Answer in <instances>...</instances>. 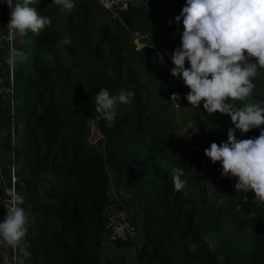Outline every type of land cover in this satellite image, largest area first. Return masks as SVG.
<instances>
[{"label":"trees","instance_id":"obj_1","mask_svg":"<svg viewBox=\"0 0 264 264\" xmlns=\"http://www.w3.org/2000/svg\"><path fill=\"white\" fill-rule=\"evenodd\" d=\"M75 1L72 15L74 24L81 28L85 27L82 14L86 10L110 12L99 0ZM160 2L178 15L185 0ZM120 15L121 18L115 16L102 23L96 48L100 56L110 59L104 75L119 85L115 93L121 89L134 92L130 103L121 105L111 127L98 118L84 85L68 88L61 104L53 98L47 103L38 100L34 89L27 93L28 76L39 75L44 66L54 68L53 62H60V57L56 51L41 47L31 51L27 39L30 33L23 38L22 46L14 40L27 57L26 63H18L14 71L22 104L20 113L29 106V127L22 139L24 171L16 170L21 178L17 187L25 198L23 207L29 216L28 264H118L109 258L103 260V249L115 245L127 250L132 244L122 240L107 244L109 170L135 197L140 215L139 237L143 236L138 253L142 264H218L217 254L205 250L200 243L203 237L209 238L210 228L221 217L234 219L253 238L252 248L241 257L223 253V261L236 264L243 259L247 264H264V204L258 205L251 192L234 191L236 179L222 177L219 162L212 165L224 202L213 212L207 214L200 209L197 197L185 186L180 191L173 190L170 177L176 167H183V179L191 190L203 194L205 189L190 169L176 138L172 90L167 91L166 81H162L145 51L130 52V31L144 29L146 12L132 5ZM167 28L169 40L179 46L182 24L173 20ZM60 84L51 82L47 88ZM182 85L187 93L189 89L183 81ZM154 98L160 102L167 98L161 103L164 116L159 120L153 118L149 105ZM205 112L202 102L197 108L191 106L198 137L209 148L213 142L219 145L226 141L227 135L207 120ZM88 118L95 119L104 136L95 143L89 141ZM10 177L9 172V180ZM2 186L1 176L0 190ZM4 211L0 206V213ZM201 213L206 215L204 222Z\"/></svg>","mask_w":264,"mask_h":264},{"label":"clouds","instance_id":"obj_2","mask_svg":"<svg viewBox=\"0 0 264 264\" xmlns=\"http://www.w3.org/2000/svg\"><path fill=\"white\" fill-rule=\"evenodd\" d=\"M10 9L6 25L10 40L22 46L28 33H37L51 25V19L31 6L39 0H0ZM60 12L70 13L75 0H51ZM182 24L180 44L171 53L170 74L189 89L184 99L208 113L227 114L232 128L227 140L211 143L204 155L221 165V176L236 179L234 191L253 193L254 201L264 204V102L253 103L255 81L264 70V0H185L174 17ZM61 43H68L65 39ZM20 48L10 46L6 62L10 67L26 59ZM186 61L188 66L186 67ZM132 91L121 89L111 94L106 88L92 96L91 104L99 119L111 127L121 105L129 104ZM175 96V94H173ZM190 128V127H189ZM260 128L259 136L237 139L235 132L247 133ZM184 169L176 167L171 181L174 191L185 186ZM247 199V197H244ZM24 196L10 191L0 204L5 211L0 217V246L10 247L12 264H26L30 257L26 235L29 216L23 207Z\"/></svg>","mask_w":264,"mask_h":264},{"label":"rangeland","instance_id":"obj_3","mask_svg":"<svg viewBox=\"0 0 264 264\" xmlns=\"http://www.w3.org/2000/svg\"><path fill=\"white\" fill-rule=\"evenodd\" d=\"M160 1L136 0L135 2L137 3L134 5L142 7L146 12L147 24L144 29L149 33V39L146 40V43L154 44L157 47L168 50L169 55L165 57L168 66L160 74L162 81H166L168 85H166L168 88L167 91L170 93L172 88L181 89L183 86L182 80L170 74V68L173 67L171 53L178 47V44L170 41L166 33L168 31V22L172 23L176 14L172 12L168 5H163ZM50 4L51 0H39V3H33L31 5L37 9L39 14L49 17L51 19V25L37 33L30 32V36L27 39L30 43L29 47L31 51L39 47L56 51L60 57V62H53V65H55L54 68H46L44 66L40 74L35 77L28 76L27 80L29 82H26V84L30 85H28L27 93H30L34 89L38 91L34 95L38 100L47 103L53 98L57 104L63 102L68 88L78 85L87 87L90 101L92 96L99 92L100 88H106L111 94H114L119 85L111 77L104 75L107 67L111 65L110 59L100 56L96 51L98 42L101 39L102 23L114 19V14L112 12L96 13L86 10L82 14V21L85 27L81 28L74 24L76 20L72 15V12L76 8V1L74 9L70 13L60 12L58 6ZM118 17L121 18V15ZM65 39L68 40V43H61ZM14 47H16V44H14ZM133 47L134 43L131 39L130 52L135 49ZM143 50L147 52L146 49ZM8 54L9 51L6 47L0 49V177L2 176L7 182H9L8 175L12 165H15L14 168L17 171L18 168H20V172L24 171V163L26 160L22 148V139L25 130L29 127V117L27 115L29 106H26L20 113L22 104L18 98L17 84L15 82L14 69L16 66L13 68L7 64L6 58ZM24 62L26 63V59ZM261 73L264 76V70H261ZM12 78L13 82H11ZM25 80L24 77L23 81ZM51 82H61V84L54 89L47 88V85ZM249 99L253 103L264 102V78H259L255 81L253 95ZM166 100L167 98L164 101L162 100V102L165 103ZM162 102L154 98L149 103L153 111V118L156 120L164 116L163 109L161 108ZM172 117L175 123L178 143L184 151L185 158L189 161L190 169L197 176L205 190L202 194L197 189L191 190L187 184H185V188L197 197V203L200 209L205 210L209 214L224 202V194L220 188L212 162H199L196 154L189 148V136L196 133L194 136L197 137L198 129L192 120L191 106L187 100L178 112H173ZM205 117L216 125L219 132H225L226 135L227 130L233 127L230 117L227 114H220L218 112L208 114L205 112ZM87 120L91 126L90 136L92 129L95 128L100 135L99 139L103 138L104 136L100 132L95 119L88 118ZM260 127L264 128V125ZM259 131L260 128H253L247 133H241L237 130L235 136L237 139L254 138L259 136ZM109 175V192L110 194H113V192L118 194L120 196L119 201L123 202L124 205L123 191L121 187L119 188L113 182L115 177H111V170H109ZM128 199V211L139 228V209L135 197L131 192H129ZM205 218L206 215L201 213V221ZM213 224L214 226L209 230V238L206 239L203 237L200 245L205 250L217 254L218 264H226L223 261V253H233L237 258L252 248V234L234 219L221 217ZM142 238L139 237V242L136 245L130 246L133 250L128 253L124 252L126 249L117 248L115 245L104 248L102 258H111L118 264H142L138 260L139 245L141 244ZM136 250L137 254H135ZM28 262L27 259L26 264ZM101 264L104 263L102 262ZM236 264L247 263L243 259H240Z\"/></svg>","mask_w":264,"mask_h":264},{"label":"built area","instance_id":"obj_4","mask_svg":"<svg viewBox=\"0 0 264 264\" xmlns=\"http://www.w3.org/2000/svg\"><path fill=\"white\" fill-rule=\"evenodd\" d=\"M136 0H99L100 5L107 11H110L114 14V16L118 17L122 11H126L130 9L132 5H134ZM152 1V0H149ZM10 9L5 3H0V49L7 48L8 51L10 46H14V40H10L7 35L6 25L10 19ZM131 39L134 43V48L137 51H144L146 49L147 56L149 61L153 66L156 67L157 71L162 73L161 71L168 66V63L165 57L168 54L167 49H162L160 47L155 46L154 44L146 43V40L149 39V33L146 29H134L130 31ZM147 47V48H146ZM13 82V78L11 80ZM13 94V90H12ZM175 94V96L173 95ZM186 91L181 89L173 88L170 93V100L172 103V107L174 111L178 112L186 100L184 96ZM196 134V133H194ZM192 134L189 136V148L196 154L197 160L199 162L207 163L209 158L204 155V150L207 148L203 142L200 141L198 134L197 137ZM15 165H12V171L10 170V180L7 182L2 178V191H1V203L3 204L9 197V193L11 190H15L18 193L17 184L21 180V178L17 175L16 170L14 168ZM123 191V199L124 205L122 208L116 212H108L107 209V221H106V238L107 244L114 243L117 240H122L125 242H131L132 245H136L139 242V230L138 226L133 221L128 208V195L129 190L124 187ZM4 215L0 213V217ZM133 247V246H132ZM14 255L13 250L7 246H0V264H12V256Z\"/></svg>","mask_w":264,"mask_h":264},{"label":"crops","instance_id":"obj_5","mask_svg":"<svg viewBox=\"0 0 264 264\" xmlns=\"http://www.w3.org/2000/svg\"><path fill=\"white\" fill-rule=\"evenodd\" d=\"M111 177H115V180L113 181L114 183H116V186H118L119 188L121 187L124 188L125 186H123V184L116 178L114 172H112V176ZM113 185V184H112ZM1 191L0 190V197H1ZM119 195L116 194L115 192H113V194H110V200H109V204H108V212H116L118 210H120L123 206V202L119 201ZM130 249V250H129ZM127 250H125V253L131 252L133 250V248H129ZM135 254H137V250L135 252ZM137 257V255H136ZM111 259V258H110ZM113 260V259H112ZM139 260V258H138ZM140 261V260H139Z\"/></svg>","mask_w":264,"mask_h":264},{"label":"water","instance_id":"obj_6","mask_svg":"<svg viewBox=\"0 0 264 264\" xmlns=\"http://www.w3.org/2000/svg\"><path fill=\"white\" fill-rule=\"evenodd\" d=\"M99 137H100V135L98 134L97 130L94 128V129H92V134H91V136L89 137V141H90L91 143H95V142L98 141ZM103 260H104V259H103Z\"/></svg>","mask_w":264,"mask_h":264}]
</instances>
